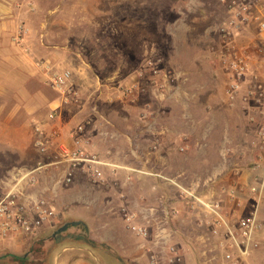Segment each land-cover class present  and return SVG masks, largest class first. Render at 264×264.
<instances>
[{"label":"rangeland","instance_id":"rangeland-1","mask_svg":"<svg viewBox=\"0 0 264 264\" xmlns=\"http://www.w3.org/2000/svg\"><path fill=\"white\" fill-rule=\"evenodd\" d=\"M229 1L0 0V52H5L0 53V76L3 70L21 68L13 61L21 54L36 71L35 80L27 79L30 98L26 101H37L39 107L25 116L29 124L21 133V166L35 167L42 157L34 143L37 120L45 122L48 131L60 133L64 121L71 135L82 125L90 148L110 163L102 182L92 181L82 171L70 184L60 183L55 169L46 170L43 179L39 174L25 192L47 198L57 217L21 242L20 248L18 239H7L0 250V264H58L70 250L67 247L74 246L89 248L85 250L93 264H129L120 255L125 253L119 244L127 252L137 245L139 256L147 253L134 264H152V259L155 264H183L184 250L199 247L196 236L160 230L164 225L160 198L186 201L185 189L206 193L213 178L219 179V188L226 193L231 163L249 160L245 146L249 140L245 144L247 139L240 140L242 126L257 134L258 124L248 120H264V99L256 103L248 95L254 76L264 86V55L254 50L252 63L254 58L256 62L241 91L233 95L226 91L231 74L221 62L226 47L221 26L230 16ZM21 26L25 29L22 38ZM248 31L250 39L244 37L243 28L237 29L233 42L236 49L254 54L250 49L259 41L258 35ZM45 59L51 60L54 72L72 71L76 97L70 92L64 98L49 83L44 68L36 63ZM126 86H134L132 94L122 93ZM52 109L56 117L47 121ZM213 116L218 121L211 126ZM167 126L173 128L171 134L179 136L171 142L174 153L162 158L151 155V141L157 144ZM112 168L118 172L113 173ZM7 173L0 171V182ZM151 180L163 189L155 187L149 193L146 184ZM34 187L36 193L31 190ZM84 196L96 202L94 210L82 204ZM149 204L157 209L145 236L128 227L125 212ZM176 209L179 214L171 217L172 228L180 227L185 214ZM249 210L229 216L234 221ZM139 211L137 223L145 225V210ZM107 215L109 225L105 224ZM83 217L88 218V236L97 245L83 243L77 234L81 230L75 227L53 237L66 223ZM208 246L213 255L209 263L219 264L221 252L214 239ZM177 256L181 261L175 260Z\"/></svg>","mask_w":264,"mask_h":264},{"label":"built area","instance_id":"built-area-1","mask_svg":"<svg viewBox=\"0 0 264 264\" xmlns=\"http://www.w3.org/2000/svg\"><path fill=\"white\" fill-rule=\"evenodd\" d=\"M228 7L230 16L221 26L226 46L221 55V62L231 74V81L226 91L233 95L243 87L252 67L253 55L248 49H236L232 36L237 29L255 25L259 31V41L253 44L254 50L264 55V0H230ZM24 32L25 29L21 26V38ZM36 63L44 68L49 83L64 98L70 92L73 97L78 95V91L72 87L73 73L70 69L54 72L50 59L38 60ZM262 65L264 73V60ZM254 77L255 83L248 91V95L257 103L264 99V86L256 80V76ZM133 91L134 86H126L122 93L130 95ZM55 117L56 110L52 109L48 113L47 121H53ZM59 135L60 132L57 129L48 131L45 128V122L37 120L34 143L42 157L35 167L15 166L11 168L1 180L0 246L7 239L17 240L22 234L33 235L42 226L54 223L57 210L50 201L45 197L30 196L25 192V187L35 184L41 172L49 169L57 170L59 172L58 181L62 184L72 183L79 171L87 174L92 181H104V168L110 163L90 148V141L84 134V127L79 125L76 128L72 134V141L69 143L57 141ZM257 137L259 138L260 156L264 160V120L257 130ZM263 188L264 174L256 183L250 185V191L260 196ZM185 191L191 206L194 203H200L213 216V220L208 223L210 231L204 241L205 251L210 252L211 247L208 245L214 239L216 248L218 247L221 252L219 264H246L247 258L261 244L260 235L264 234V229L258 220L257 210L253 208L233 221L224 211L220 200L205 199L197 193V189L188 188ZM226 193L230 198H234L236 196L235 186L228 187ZM160 203L164 224L162 228H165L178 210L168 204V199L164 195L160 198ZM125 218L129 228L145 236L149 234V227L138 224L135 221V214L125 212ZM172 249L178 253L176 248ZM210 257L212 258L213 255ZM175 260L181 261V257L177 256ZM151 262L155 264L154 259Z\"/></svg>","mask_w":264,"mask_h":264},{"label":"crops","instance_id":"crops-1","mask_svg":"<svg viewBox=\"0 0 264 264\" xmlns=\"http://www.w3.org/2000/svg\"><path fill=\"white\" fill-rule=\"evenodd\" d=\"M255 30L257 32L258 38H259V31L258 28H256L255 25L246 26L243 28L244 37L246 39H250L249 37V31L248 30ZM254 32V31H253ZM251 34V33H250ZM257 38V39H258ZM252 41V39H251ZM255 41V39H253ZM255 44V43H254ZM254 47V45H253ZM251 48L250 51L254 52V48ZM0 52L2 55L5 54L4 50H1ZM255 55L254 54H251ZM13 61L16 63L21 64L20 69H11L9 72L6 70L2 71V76H7L6 79H0V171H9L11 168L15 166H21V133H23L29 122L25 119L26 114L29 116L34 114L36 110L38 109L39 105L36 103L37 101H34L33 104H30L28 100L26 99L30 98V92L27 88V79H33L36 75V71L31 67L30 62L28 63V58L26 55L21 54L19 58H13ZM256 62V58H254L253 65ZM0 76V77H2ZM241 91V90H240ZM239 91V92H240ZM37 92L34 93L33 99L36 100V98H39L37 96ZM228 94V93H227ZM27 97V98H26ZM250 121H254L251 123L248 120L249 124L255 125L256 123L258 126L256 127V132L259 129L261 123L263 122V119L260 117L259 119H255L254 117L250 118ZM218 119L214 116L210 118V125L214 126L217 124ZM256 122V123H255ZM228 125V122H226ZM230 123V122H229ZM243 125V123H242ZM244 126V127H243ZM242 126V129L240 131V140H245L244 144L249 140V142L246 143V154L249 160L247 162H232L230 169L227 171L228 174H232V178H230L229 181V187L235 186L236 188V196L234 198H230L228 193H223L220 190V182L219 179L213 178L211 179L209 184V190L206 193L200 194L205 199H214V200H220L222 203L223 209L226 210V213L231 214L232 212H243L247 209H253L255 208L257 210V216L260 224L262 225V228L264 229V188L260 194V196L256 195L254 192L250 191V185L257 182V180L264 174V160L260 156V152L258 151L259 147L258 145L259 138L257 137V134L254 133L252 135L251 130L248 129L245 125ZM60 129L61 133L57 138V141H63V142H71L72 141V135L70 132L69 127L64 121L60 122ZM161 140L156 144H154L155 140L151 141V155L157 156V157H165L169 156L170 153H174L173 146L171 145V142L179 140L174 136V134H171L170 132H173V128L167 126L165 130H163ZM234 133H238L237 131ZM90 141V140H89ZM258 148V149H257ZM201 152V149L199 150ZM202 154V153H201ZM255 162L252 163L250 161L254 160ZM41 158V157H40ZM154 165V164H152ZM258 167H257V166ZM107 169V166H105L104 170ZM118 168L114 169L112 168L111 171L113 173H117ZM52 169H49L48 171L51 172ZM216 171H220L218 168H216ZM46 172V171H45ZM45 172L40 173V179L45 177ZM105 172V171H104ZM154 178V177H153ZM155 179V178H154ZM88 185V181H87ZM155 187H160L163 189V185L160 183L155 182L154 180H151L150 183L146 184V189L149 190V193H154ZM38 188L34 187L32 188V192L36 193V190ZM38 193V192H37ZM30 196H34V194L28 193ZM160 198V197H158ZM168 204L171 207H176L178 209L184 210V217L180 218L182 219V223L180 224V227L172 228L170 225V221L168 224H166L165 228H161L160 230L167 234L173 233L174 230L181 231L185 235H193L196 236V239L199 238V247L192 248L188 247L189 249L184 250V258H183V264H210V254L209 252H206V246H205V238L209 235L210 231V225L208 224L213 220V216L210 214H206L205 211L207 210L204 206H202L200 203L191 204L188 202V200H182V197H176L175 199L171 200L169 196H167ZM75 200V199H74ZM132 200V199H131ZM158 203L159 200L157 199ZM82 204L87 209L94 210L96 202L92 200L90 196H84L82 197ZM132 207H134V203L130 204ZM153 204L145 205L143 208H136L138 212L140 209L145 210V217H146V223L145 226L149 227V230H151V224L154 220H152V212L157 209L154 208L155 206H151ZM158 208H161V204ZM135 209V210H136ZM249 210V211H250ZM137 211L130 210L129 213L135 214V221L139 220L137 217ZM94 214V213H89ZM179 214V213H178ZM175 214V215H178ZM110 215V214H109ZM174 215V216H175ZM90 216V215H89ZM178 217V216H175ZM106 223L109 225L110 217L107 215ZM88 220L87 217H83L82 221L86 222ZM176 223V222H175ZM153 225V224H152ZM31 235H25L22 234L19 240V248L21 247V242H25L29 240ZM94 238V237H93ZM261 244L256 247L252 254L247 258L246 264H264V234L262 233L260 235ZM3 248V245L0 246V250ZM119 248L122 250L120 254L123 256L124 259H128L129 264H134V262H141L144 260V257L147 254L146 252L140 253L141 257L138 255L137 251V245L133 247L132 250L129 252L124 251V246L122 244H119ZM68 252L66 253V256L59 260L58 264H93L91 260L89 259L88 254L86 253L85 249H89L86 246H74V247H67ZM89 251V250H88ZM128 254V255H127ZM122 258V259H123Z\"/></svg>","mask_w":264,"mask_h":264},{"label":"trees","instance_id":"trees-1","mask_svg":"<svg viewBox=\"0 0 264 264\" xmlns=\"http://www.w3.org/2000/svg\"><path fill=\"white\" fill-rule=\"evenodd\" d=\"M70 227H75V228H78L81 230V232L80 233L78 232L77 234H78V237L81 238L83 243L92 244V245L98 244L95 240L91 239L88 236V226H87L86 222H84L82 220L70 222L69 226L66 229H61V230L56 231L54 233L53 237L57 238L59 236V234L64 233V232L67 233L69 231ZM21 260H23V257H21Z\"/></svg>","mask_w":264,"mask_h":264},{"label":"water","instance_id":"water-1","mask_svg":"<svg viewBox=\"0 0 264 264\" xmlns=\"http://www.w3.org/2000/svg\"><path fill=\"white\" fill-rule=\"evenodd\" d=\"M68 225H69V223H66V224H65L63 227H61L59 230H61V229H66Z\"/></svg>","mask_w":264,"mask_h":264}]
</instances>
